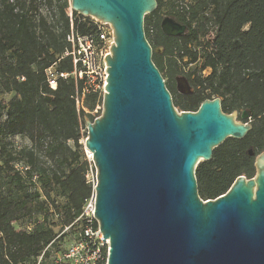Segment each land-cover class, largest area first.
Instances as JSON below:
<instances>
[{
    "label": "trees",
    "instance_id": "16d2710c",
    "mask_svg": "<svg viewBox=\"0 0 264 264\" xmlns=\"http://www.w3.org/2000/svg\"><path fill=\"white\" fill-rule=\"evenodd\" d=\"M164 1L145 18V31L153 62L166 85L168 77L172 82L174 106L195 112L220 98L224 113L252 124L243 139L228 138L197 166L198 193L207 202L239 177L254 178L264 152V0ZM69 10L70 0H0V264H54L66 251L64 230L80 229L77 220L95 192L81 140L86 119L101 115L93 112L104 94H86L77 110L84 81L74 76L68 39L73 33L101 44L100 25ZM166 19L184 33L165 35ZM161 47L164 53H155ZM52 67L68 75L55 90L46 74ZM179 75L192 94L176 91Z\"/></svg>",
    "mask_w": 264,
    "mask_h": 264
},
{
    "label": "water",
    "instance_id": "95a60500",
    "mask_svg": "<svg viewBox=\"0 0 264 264\" xmlns=\"http://www.w3.org/2000/svg\"><path fill=\"white\" fill-rule=\"evenodd\" d=\"M157 7V0H70L71 12L113 30L102 114L86 119L85 140L108 264H264V152L254 178L239 177L215 200L200 198L199 163L252 124L224 113L220 98L177 111L146 37L145 16ZM161 29L185 30L171 19Z\"/></svg>",
    "mask_w": 264,
    "mask_h": 264
},
{
    "label": "built area",
    "instance_id": "2783aa9c",
    "mask_svg": "<svg viewBox=\"0 0 264 264\" xmlns=\"http://www.w3.org/2000/svg\"><path fill=\"white\" fill-rule=\"evenodd\" d=\"M96 21V20H95ZM98 22V21H97ZM100 25V40L98 44L90 37H77L72 33L69 41L72 44L74 76L84 81L82 96L77 95V110L83 106L84 96L90 93H100L105 90L106 80V56L110 53V47L114 42L113 30L109 24L98 22ZM78 64L82 69L77 70ZM50 87L56 89L59 77L68 75L58 74L54 67L46 71ZM91 158V157H90ZM92 172V169H91ZM90 172V173H91ZM90 173L87 178L90 179ZM95 192L85 203L83 213L77 221H81V227L77 231L73 245L62 254H55L54 264H108L110 256V240L104 239L98 221L95 219ZM66 228L65 231H68ZM105 240V241H103ZM40 258L39 262L41 261Z\"/></svg>",
    "mask_w": 264,
    "mask_h": 264
},
{
    "label": "rangeland",
    "instance_id": "374dc122",
    "mask_svg": "<svg viewBox=\"0 0 264 264\" xmlns=\"http://www.w3.org/2000/svg\"><path fill=\"white\" fill-rule=\"evenodd\" d=\"M164 3L165 4H167V0H165L164 1ZM69 12L71 13V8H70V10H69ZM150 15V14H149ZM149 15H146L145 16V18L147 17V16H149ZM162 25V24H161ZM145 28H146V23H145ZM207 73H209V71H207L206 72V74ZM165 75L167 76V73L165 72ZM168 79V82H171V80H170V78L168 77L167 78ZM103 94H104V91H103ZM103 96V95H102ZM177 109V111L178 112H181L180 111V109L179 108H176ZM101 110H103V106H101V105H98L97 107H96V110L93 112V114H95V115H99L100 114V112H101ZM99 112V113H98ZM102 114V113H101ZM101 116V115H100ZM236 117H237V114H236ZM238 120V119H237ZM238 122H241V121H239L238 120ZM87 130V129H86ZM86 130H82V140H81V142L83 143V145H84V148H85V140H86V138H87V136H88V131H86ZM87 132V133H86ZM17 142L19 143V144H29V141L27 140V139H18L17 140ZM85 152H86V154H87V158H88V160H89V162L91 163V165H92V172L90 173V179H92L93 180V177L95 178V180H96V169H95V167H94V164H93V161H92V155L90 154V152L85 148ZM91 157V158H90ZM92 175H93V177H92ZM79 230V229H78ZM78 230H75L74 232H71L70 230H68V231H65L64 230V232L67 234V237H66V240H65V242L63 243L64 244V246H65V248H66V250L67 249H69L72 245H73V243H74V239H75V236H76V233H77V231Z\"/></svg>",
    "mask_w": 264,
    "mask_h": 264
},
{
    "label": "flooded vegetation",
    "instance_id": "af4514ba",
    "mask_svg": "<svg viewBox=\"0 0 264 264\" xmlns=\"http://www.w3.org/2000/svg\"><path fill=\"white\" fill-rule=\"evenodd\" d=\"M163 53H164V49L162 50L161 54H163ZM174 83H175V89L180 95L186 96V95L192 94L194 92L193 88L191 87V85H190V83H189V81L185 75L184 76L183 75L176 76ZM171 85H172V82H167V85H166L167 89L170 88ZM178 88H180V90H182L184 93H180L178 91Z\"/></svg>",
    "mask_w": 264,
    "mask_h": 264
}]
</instances>
